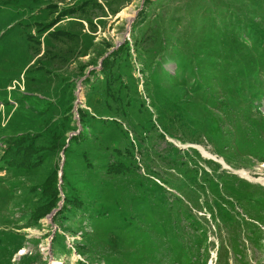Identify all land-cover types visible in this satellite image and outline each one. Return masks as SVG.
I'll list each match as a JSON object with an SVG mask.
<instances>
[{
    "label": "rangeland",
    "instance_id": "1",
    "mask_svg": "<svg viewBox=\"0 0 264 264\" xmlns=\"http://www.w3.org/2000/svg\"><path fill=\"white\" fill-rule=\"evenodd\" d=\"M85 1L0 0V156L26 164L0 162V264H264V59L235 66L218 39L264 0ZM117 48L120 111L99 72Z\"/></svg>",
    "mask_w": 264,
    "mask_h": 264
},
{
    "label": "trees",
    "instance_id": "2",
    "mask_svg": "<svg viewBox=\"0 0 264 264\" xmlns=\"http://www.w3.org/2000/svg\"><path fill=\"white\" fill-rule=\"evenodd\" d=\"M87 1H85V2H87ZM94 1H95L96 6L100 5V3L97 2V0H94ZM82 4H83V2H82ZM78 8L79 7H77V6H74L72 8H68V9H66L68 11L64 12L63 14L70 15V14L74 13L75 10L78 9ZM118 11L119 10H115L114 13H117ZM254 18H255V13H249V14H238V13H236L235 15L230 16L228 21L230 23L231 22L235 23L236 21L244 20V22H243L244 25H242L240 29L233 30L231 28L229 30V32L223 30L222 33L218 35V39H220L223 42L227 43L226 46H225L226 47L225 48L226 49V57H225V59L232 60L233 64L235 66L236 65L237 66L243 65L244 64L243 62H245L244 59L246 57H249V64L250 65H251L252 62H256L257 63L259 60L264 59V18L261 21L256 20ZM61 19H62V17L59 18V19H56L53 22L57 23L58 21H61ZM219 19H221V21H222V20H225V17L224 16H220ZM232 19H234L235 22H233ZM60 31H64L65 33H68L66 30H63V29L62 30L58 29L56 32L59 33ZM51 33H53V32L50 31V34ZM81 34L82 33H79V35H81ZM142 35L145 36L146 34L142 33ZM140 39L141 38H139V42H140ZM149 39H152L153 41H156L157 46L155 48L153 46V47H151L149 49L144 50V54H147L148 60L149 59L150 60L151 59H154V60L156 59V62L158 64H160L162 72L163 73L164 72L167 73V77L168 78H172V75L168 72V70L165 67H163L164 66V62L167 61V60H170L171 57H169V55H167V54H163L162 53V44H163L162 41H160L158 38H153L151 36H150ZM127 45H128V43H127ZM119 52H120L119 48H117V50L111 51V53L109 55H107L106 58L102 61V65H101V67L99 69V72L102 74L101 75V82L103 83V86L106 87V95L113 97L114 100L117 101L118 104H117L116 108L119 109V111H120V109H122V110L125 109L124 106L120 105L124 101V100H121V99L119 100V95L121 93V89H120L119 84H117V83L115 84L114 82H112V80H113L112 77L115 75V73L112 72V70H113L112 66H113V63H115L114 61L118 60L116 56H117V54ZM181 59H182V57L179 58V61H178L179 63L178 64L176 62V67L175 68L178 69V70H179V67H183L186 64L185 63L186 60L185 59L181 60ZM116 79H117V77H116ZM123 87H125V85L123 86V84H122V88ZM106 105L107 106H111L113 108L114 103L113 104L112 103L111 104L108 103ZM72 107H73V102H71L69 104V107H68L67 111H70V109ZM81 114H82L81 116L83 118L84 117L83 116V112H81ZM103 120L106 121V118L103 119ZM70 121H71V114L70 115L65 114L63 120H61L60 123H54V124H56L55 126H53L51 128L49 127L50 130H53V131L56 132V137L55 138L51 137V140H50V144L52 143V145H51L52 147L51 148H55L56 150H59V147H62V149H63L65 143H64V141L60 140L61 139V134L63 135L62 138L64 139L65 136H64L63 129L65 128L66 123H70ZM82 122H84V121H82ZM117 122L118 121L116 120V124H117ZM143 124H144V126L149 127V125H147L145 123H142V125ZM152 124L153 123H151V126H152ZM74 127H76V126L74 125ZM58 131H60V132L58 133ZM35 136L36 135H34V134H31V136L30 135H26V137L30 138V140H31L30 141L31 145L29 144V146L32 147L31 150H29V148H27V147H25L26 149L23 147L21 149L22 151L19 150L20 151L19 153H22L21 156H23V157H19L20 159L23 158L24 161L29 162V161L26 160V158L27 157H30V158L33 157V160H31L32 162H30V164L31 163L37 164V162H39L37 160V156L36 155L34 156L35 152L38 151V146H35V142H34L35 140H32V139H34ZM88 139H89V136L87 134H84V131L80 130L79 133H77L75 135H72L71 141L80 143V142L88 140ZM59 140L61 141V144L59 143ZM19 144H20V141H18L16 143V146L18 148L20 147ZM6 147H7L6 150L0 156V162L1 161L5 162L8 165V167H4L3 165H2V167L8 169V168H14V167H23V166L26 165V164H24L22 162L23 160L21 161L23 164L22 163L20 164V162L17 161V159L14 158V156L12 154L8 153L10 151V149L12 148L9 143H8V146L6 145ZM46 148L47 149H45V146L44 147L42 146L41 150L44 149L46 151H50V149H48V147H46ZM73 153H74V151H73ZM86 155H87V153H85V152H83L80 156H76L75 155L73 160H80L81 158L82 159L83 158H87ZM4 157H7V158L4 159ZM102 165L106 166V163H103ZM98 168H101V167H98ZM69 173L72 174V176L75 175L74 174L75 172L69 171ZM48 175H49V176H47L48 181L46 180V182L43 183V187H41V189L43 190V195H44V199L45 200H44V203H43L44 205L41 208L42 211H41L40 215L45 214L46 212L49 211V209L52 207V203L56 199V195L58 194V192L60 190L59 186H58V182H56V181H59L58 180L56 166L53 168L52 172L50 174H48ZM67 178H68V176H67ZM67 178H66V174H65V177H64L65 181H64L61 189H63V187L66 186ZM47 200H48V202H45ZM72 201H73V199H72ZM70 206H68V207H70Z\"/></svg>",
    "mask_w": 264,
    "mask_h": 264
},
{
    "label": "crops",
    "instance_id": "3",
    "mask_svg": "<svg viewBox=\"0 0 264 264\" xmlns=\"http://www.w3.org/2000/svg\"><path fill=\"white\" fill-rule=\"evenodd\" d=\"M94 4H95V1H94ZM95 5H96V4H95ZM68 19H69V20H67V21H70V20H71L69 17H68ZM73 19H74V18H73ZM64 20H65V19H64Z\"/></svg>",
    "mask_w": 264,
    "mask_h": 264
},
{
    "label": "bare ground",
    "instance_id": "4",
    "mask_svg": "<svg viewBox=\"0 0 264 264\" xmlns=\"http://www.w3.org/2000/svg\"><path fill=\"white\" fill-rule=\"evenodd\" d=\"M241 174H242V173H241ZM255 181H256V180H255ZM257 181H258V180H257ZM263 183H264V182H263ZM22 252H24V251H22ZM22 252H21V253H22ZM52 264H55V262H52Z\"/></svg>",
    "mask_w": 264,
    "mask_h": 264
},
{
    "label": "water",
    "instance_id": "5",
    "mask_svg": "<svg viewBox=\"0 0 264 264\" xmlns=\"http://www.w3.org/2000/svg\"><path fill=\"white\" fill-rule=\"evenodd\" d=\"M53 213H51V215H52Z\"/></svg>",
    "mask_w": 264,
    "mask_h": 264
}]
</instances>
